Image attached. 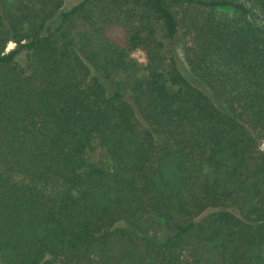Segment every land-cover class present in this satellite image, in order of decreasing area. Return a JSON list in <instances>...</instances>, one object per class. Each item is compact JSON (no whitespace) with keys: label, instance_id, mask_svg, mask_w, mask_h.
I'll use <instances>...</instances> for the list:
<instances>
[{"label":"trees","instance_id":"1","mask_svg":"<svg viewBox=\"0 0 264 264\" xmlns=\"http://www.w3.org/2000/svg\"><path fill=\"white\" fill-rule=\"evenodd\" d=\"M66 3L0 0V264H264V0Z\"/></svg>","mask_w":264,"mask_h":264},{"label":"rangeland","instance_id":"2","mask_svg":"<svg viewBox=\"0 0 264 264\" xmlns=\"http://www.w3.org/2000/svg\"><path fill=\"white\" fill-rule=\"evenodd\" d=\"M79 1L80 0H67L65 8L68 9V8L72 7L73 5L77 4ZM60 14L61 13L57 14L56 18L59 19L60 18ZM108 33L114 38H120L123 35L122 28H120L118 26L109 27ZM13 46H14L13 44H10L9 48H11ZM133 55L140 61H145L146 60L145 54L142 51H140V50L135 51L133 53ZM179 55H180L182 61L186 64L185 55H184V44L183 43H180V45H179ZM262 147L264 148V143L262 144Z\"/></svg>","mask_w":264,"mask_h":264}]
</instances>
